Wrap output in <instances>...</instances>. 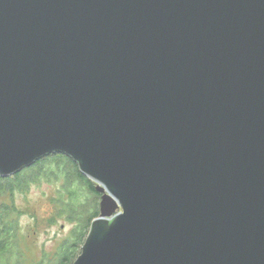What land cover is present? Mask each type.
I'll return each instance as SVG.
<instances>
[{
	"label": "water",
	"instance_id": "obj_1",
	"mask_svg": "<svg viewBox=\"0 0 264 264\" xmlns=\"http://www.w3.org/2000/svg\"><path fill=\"white\" fill-rule=\"evenodd\" d=\"M57 152L74 264H264V0H0V174Z\"/></svg>",
	"mask_w": 264,
	"mask_h": 264
},
{
	"label": "trees",
	"instance_id": "obj_2",
	"mask_svg": "<svg viewBox=\"0 0 264 264\" xmlns=\"http://www.w3.org/2000/svg\"><path fill=\"white\" fill-rule=\"evenodd\" d=\"M42 179L61 183L51 199L57 211L50 221L65 217L75 225L54 256L50 258L47 255L37 264H74L82 253L90 225L100 214L102 194L95 189L96 183L81 172L78 162L65 153L57 152L46 155L20 173L8 177L0 174V264H24L16 243L18 219L23 211L15 203L13 195L17 190H28L32 183ZM7 194L10 195L8 203L2 199Z\"/></svg>",
	"mask_w": 264,
	"mask_h": 264
},
{
	"label": "rangeland",
	"instance_id": "obj_3",
	"mask_svg": "<svg viewBox=\"0 0 264 264\" xmlns=\"http://www.w3.org/2000/svg\"><path fill=\"white\" fill-rule=\"evenodd\" d=\"M60 185V182L42 179L32 183L28 190H17L13 195L15 203L23 211L18 219L16 243L22 252L24 264H37L47 255L53 257L64 239L71 235L75 223L65 217H56L54 222L50 221L57 211L51 199ZM2 199L8 203L10 195Z\"/></svg>",
	"mask_w": 264,
	"mask_h": 264
}]
</instances>
